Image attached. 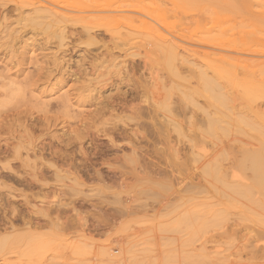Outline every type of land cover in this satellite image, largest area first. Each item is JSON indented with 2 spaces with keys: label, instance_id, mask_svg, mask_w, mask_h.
Returning <instances> with one entry per match:
<instances>
[{
  "label": "rangeland",
  "instance_id": "rangeland-1",
  "mask_svg": "<svg viewBox=\"0 0 264 264\" xmlns=\"http://www.w3.org/2000/svg\"><path fill=\"white\" fill-rule=\"evenodd\" d=\"M256 153L264 0H0V264H264Z\"/></svg>",
  "mask_w": 264,
  "mask_h": 264
},
{
  "label": "bare ground",
  "instance_id": "bare-ground-1",
  "mask_svg": "<svg viewBox=\"0 0 264 264\" xmlns=\"http://www.w3.org/2000/svg\"><path fill=\"white\" fill-rule=\"evenodd\" d=\"M124 6V5H122ZM108 13V12H107ZM118 13V12H117ZM227 80V79H226ZM234 80V79H232ZM255 82V81H254ZM233 84V83H232ZM263 135V134H262ZM135 148H133L134 150ZM135 151V150H134ZM259 152V151H258ZM136 153V152H135ZM260 153V152H259ZM259 153L257 156L256 155H252L250 158L249 156H247L249 158V162L251 164V169L253 170L254 176H255V180L256 182L261 185L264 186V168H263V162L262 160L258 157L261 156L259 155ZM137 154V153H136ZM252 175V173H251ZM227 178V177H226ZM245 180V179H244ZM255 182V181H254ZM253 182V183H254ZM228 186V185H227ZM258 186V185H257ZM248 187V186H247ZM236 188V187H235ZM249 188V187H248ZM192 189V188H191ZM245 191V190H244ZM201 193V192H200ZM201 195V194H200ZM52 213V212H51ZM121 217V216H120ZM35 220V219H34Z\"/></svg>",
  "mask_w": 264,
  "mask_h": 264
}]
</instances>
